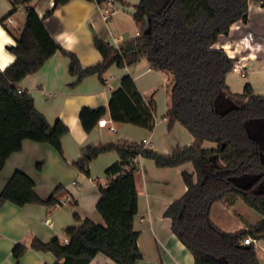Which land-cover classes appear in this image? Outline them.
<instances>
[{
    "label": "trees",
    "instance_id": "trees-1",
    "mask_svg": "<svg viewBox=\"0 0 264 264\" xmlns=\"http://www.w3.org/2000/svg\"><path fill=\"white\" fill-rule=\"evenodd\" d=\"M69 1L54 0L52 10L43 18L31 6L24 9L23 29L16 44L9 48L15 60L0 71V170L12 153L21 150L24 140L48 144L63 157L61 138L67 134V127L60 120L49 124L35 108L33 98L17 85L56 52L69 59V74L76 77L71 86L92 75L102 79L113 64L122 68L142 58L151 69L168 73V128L178 122L191 134L193 143L176 147L169 155L124 140L84 147L73 165L85 175H89V164L98 155L115 151L119 156L105 170L107 184L99 187L96 210L104 225L81 220L74 212L73 218L79 224L66 229L67 244L58 238L42 242L33 237L29 247L52 253L54 264H89L98 253L116 264H135L141 258L139 234L133 228L137 213L134 173L139 166L126 167L140 156L151 159L157 167L187 162L193 165V173H181L186 192L164 212L171 220L172 232L192 254L193 264H260L255 246L243 245L241 240L251 237L264 241V97L253 94L248 83L242 93H232L225 77L235 61L223 50L213 48L219 37L228 36L232 24L246 22L249 0H138L133 20L140 35L118 48L93 35L102 61L85 68L74 53L53 41L43 23ZM91 1L100 5L107 0ZM111 1L125 5L123 0ZM254 1L264 4V0ZM27 2L12 0V5ZM106 111L115 123L147 130H152L155 123L154 102L145 101L130 75L123 76L120 86L112 91L107 109L81 108L83 129L91 131ZM204 142L214 143L215 147L205 148ZM213 156L222 166L212 161ZM61 191L62 187H56L43 201L34 192L33 180L14 171L0 192V208L5 202L55 207L60 205L56 195ZM237 199L262 219L255 224L244 221V227L234 232L223 231L211 221V207L214 203L232 207ZM70 205L74 207V203ZM26 249L24 243L13 247L15 264H19Z\"/></svg>",
    "mask_w": 264,
    "mask_h": 264
},
{
    "label": "crops",
    "instance_id": "crops-1",
    "mask_svg": "<svg viewBox=\"0 0 264 264\" xmlns=\"http://www.w3.org/2000/svg\"><path fill=\"white\" fill-rule=\"evenodd\" d=\"M123 2L133 7L138 4V0ZM25 4L13 6L12 0H0V21L4 20L0 23V71L15 60L9 48L16 44L23 29ZM53 5L54 0H37L31 7L39 18H43ZM43 23L53 41L64 50L74 53L83 68L102 61L101 54L93 44V35L115 46L134 39L136 30H139L131 15L118 9L108 21H104L97 4L85 0H70L57 7ZM213 48L223 50L235 63L244 65L245 76L239 84L233 85L228 80L230 72L225 77L232 93H242L244 85L248 83L253 94L264 97L262 2L249 0L246 22L232 24L228 36L219 37ZM68 70V57L56 52L36 73L25 76L17 84L20 90L33 98L35 108L49 124L60 120L68 132L61 138L63 157L48 144L24 140L21 150L12 153L1 168L0 192L14 171H20L33 180L34 192L43 201L50 197L56 187H62V191L56 195L60 205L55 207L34 203L23 206L11 202L3 204L0 208V264H15L11 252L18 243L27 246L19 264H54L52 253L33 250L29 243L33 237L42 242L53 238L63 241L67 237L66 229L79 224L73 218L74 212L81 220L89 219L104 225L96 210L99 187L107 184L105 170L119 156L115 151L98 155L89 164V175H85L73 165L81 157L84 147L109 145L119 140L137 143L146 141V148L169 155L176 147L193 143L191 134L178 122L168 128L166 113L170 104L168 92L171 77L168 73L151 69L145 58L135 65L122 68L113 64L103 75L107 85L97 75H92L71 87L76 77L71 76ZM125 75L133 78L146 102H154L155 123L152 130L115 123L106 111L101 118L113 124L115 132L98 126V122L91 131L86 132L79 120L81 108L107 109L112 91L120 86L121 78ZM203 147H215V144L204 142ZM212 161L222 166L217 156H213ZM182 171L193 173V165L187 162L176 167H157L151 159L139 158V168L134 173L137 213L133 228L139 234L137 246L141 258L135 264L194 263L192 254L172 232L170 218L164 216L167 207L187 190ZM70 203H74V207ZM210 219L223 231L234 232L244 227V221L255 224L262 216L237 199L232 207L214 203ZM255 251L259 263L264 264V241L256 240ZM89 264L116 263L98 253Z\"/></svg>",
    "mask_w": 264,
    "mask_h": 264
},
{
    "label": "built area",
    "instance_id": "built-area-1",
    "mask_svg": "<svg viewBox=\"0 0 264 264\" xmlns=\"http://www.w3.org/2000/svg\"><path fill=\"white\" fill-rule=\"evenodd\" d=\"M36 1L37 0H28V2L25 5L26 6H31V5L35 4ZM97 6H98V10H99V12H100V14H101V16H102L104 21H108L109 18L118 11V8L116 7V5L113 4V2L111 0H107L104 3H102L100 5H97ZM139 35H140V31L136 30L135 37H138ZM119 46H120V44H115L116 48H118ZM231 71H233L234 73L239 74L241 77L245 76L244 65H240L238 63H234ZM101 81H102V83L104 85H107V79L102 77ZM98 126L107 127V129L110 132H115V130H116L115 126L113 124H110L105 118L99 119ZM142 145L144 147H147V142L144 141L142 143ZM139 158H140V156H137V157L133 158L129 162V165L126 167V170L130 169V167L139 166ZM62 242L67 244L68 243V237L63 239ZM241 244H243V245L253 244L255 246L256 239H253L251 237H245V238H243L241 240Z\"/></svg>",
    "mask_w": 264,
    "mask_h": 264
},
{
    "label": "rangeland",
    "instance_id": "rangeland-1",
    "mask_svg": "<svg viewBox=\"0 0 264 264\" xmlns=\"http://www.w3.org/2000/svg\"><path fill=\"white\" fill-rule=\"evenodd\" d=\"M85 1H87V2H89V3H93L94 5L96 4L95 2H93V1H91V0H85ZM20 11H23V10L20 9ZM119 12H122V11L119 10ZM228 80H229L233 85H235V84H239V83L241 82L242 77H241L239 74H236V73L230 71V73L228 74ZM78 84H79V83H78ZM78 84H76V85H74V86H71V87H75V86H77ZM227 226H228V225H227Z\"/></svg>",
    "mask_w": 264,
    "mask_h": 264
},
{
    "label": "water",
    "instance_id": "water-1",
    "mask_svg": "<svg viewBox=\"0 0 264 264\" xmlns=\"http://www.w3.org/2000/svg\"><path fill=\"white\" fill-rule=\"evenodd\" d=\"M116 7L119 10L131 15L132 17H135L137 14V8L136 7L129 6V5H116ZM147 32H149V31H147Z\"/></svg>",
    "mask_w": 264,
    "mask_h": 264
}]
</instances>
